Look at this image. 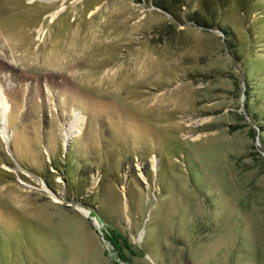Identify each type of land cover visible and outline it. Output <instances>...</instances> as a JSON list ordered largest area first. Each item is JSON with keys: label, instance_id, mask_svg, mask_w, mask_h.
Returning <instances> with one entry per match:
<instances>
[{"label": "rangeland", "instance_id": "374dc122", "mask_svg": "<svg viewBox=\"0 0 264 264\" xmlns=\"http://www.w3.org/2000/svg\"><path fill=\"white\" fill-rule=\"evenodd\" d=\"M248 2L227 40L147 0H0V264H264Z\"/></svg>", "mask_w": 264, "mask_h": 264}, {"label": "trees", "instance_id": "16d2710c", "mask_svg": "<svg viewBox=\"0 0 264 264\" xmlns=\"http://www.w3.org/2000/svg\"><path fill=\"white\" fill-rule=\"evenodd\" d=\"M142 2V0H136ZM153 6L167 12L175 20H179L182 15H185L189 21L194 22L198 26L204 27L206 29H219L225 36L227 40H234V33L229 24L224 21V12L230 6L231 0H200V5L198 9L193 10L191 7L192 0H147ZM249 0H241L244 5V9L248 10ZM231 48H233L231 46ZM256 116L257 113L253 112ZM258 118V117H256ZM66 157V161L73 165V168L65 166L57 167L63 173H69V171L77 172L78 174L84 172L81 167L78 166L76 160L73 156ZM72 155V154H71ZM75 162V163H74ZM75 165V166H74ZM65 178L69 183L74 184L76 181V176L66 175ZM76 178V179H75ZM82 179V178H81ZM79 182V179H78ZM75 186V184L73 185ZM75 192V190H73ZM73 192V193H74ZM76 193V192H75Z\"/></svg>", "mask_w": 264, "mask_h": 264}, {"label": "bare ground", "instance_id": "6f19581e", "mask_svg": "<svg viewBox=\"0 0 264 264\" xmlns=\"http://www.w3.org/2000/svg\"><path fill=\"white\" fill-rule=\"evenodd\" d=\"M0 104H2V103L0 102ZM0 121H1V120H0ZM0 133L3 134V135H5V133H6V128H5L4 124L2 125V122H0ZM82 210H83L86 214L89 213L88 210H85V209H82Z\"/></svg>", "mask_w": 264, "mask_h": 264}]
</instances>
